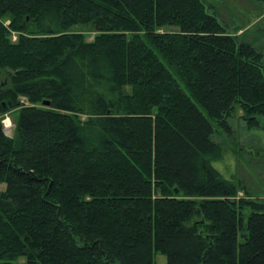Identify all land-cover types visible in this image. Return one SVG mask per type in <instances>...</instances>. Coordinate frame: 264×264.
<instances>
[{
  "label": "trees",
  "instance_id": "1",
  "mask_svg": "<svg viewBox=\"0 0 264 264\" xmlns=\"http://www.w3.org/2000/svg\"><path fill=\"white\" fill-rule=\"evenodd\" d=\"M235 29L206 0H0V264H264V202L212 164L215 126L264 115Z\"/></svg>",
  "mask_w": 264,
  "mask_h": 264
},
{
  "label": "rangeland",
  "instance_id": "2",
  "mask_svg": "<svg viewBox=\"0 0 264 264\" xmlns=\"http://www.w3.org/2000/svg\"><path fill=\"white\" fill-rule=\"evenodd\" d=\"M212 11L223 20L230 32H235V27L242 29V38L249 40L264 52V3L255 0H206ZM257 15L261 17L256 18ZM254 18L249 23V18ZM76 31L84 30L87 39H93V31L89 28L78 26ZM16 37L14 36L13 39ZM21 103L28 104L25 98ZM18 109H10L4 116L3 123L6 134L12 136L15 129V118ZM243 112L237 109L229 119L230 131L226 132L215 126L214 140L219 142L223 149V157L213 160V166L226 179L241 182L245 190L249 191L253 198L264 202V115L258 117L260 126L249 128L242 117ZM9 120V121H8ZM8 121V122H7ZM9 123V124H8ZM5 188V185H2ZM239 195L243 196L244 191L240 190ZM160 261L165 257L160 256ZM13 264H22L24 257L13 258Z\"/></svg>",
  "mask_w": 264,
  "mask_h": 264
},
{
  "label": "water",
  "instance_id": "3",
  "mask_svg": "<svg viewBox=\"0 0 264 264\" xmlns=\"http://www.w3.org/2000/svg\"><path fill=\"white\" fill-rule=\"evenodd\" d=\"M9 104L11 105V103L9 102ZM43 104L45 105V106H50V101L49 100H45L44 102H43ZM7 104L4 102V106H6ZM176 191L178 192L179 190L178 189H176Z\"/></svg>",
  "mask_w": 264,
  "mask_h": 264
},
{
  "label": "bare ground",
  "instance_id": "4",
  "mask_svg": "<svg viewBox=\"0 0 264 264\" xmlns=\"http://www.w3.org/2000/svg\"><path fill=\"white\" fill-rule=\"evenodd\" d=\"M8 121H9V120H8ZM8 121H7V122H8ZM8 124H9V123H8Z\"/></svg>",
  "mask_w": 264,
  "mask_h": 264
}]
</instances>
